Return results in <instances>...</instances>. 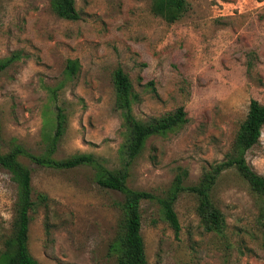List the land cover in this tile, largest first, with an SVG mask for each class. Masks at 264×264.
Masks as SVG:
<instances>
[{
    "label": "rangeland",
    "instance_id": "obj_1",
    "mask_svg": "<svg viewBox=\"0 0 264 264\" xmlns=\"http://www.w3.org/2000/svg\"><path fill=\"white\" fill-rule=\"evenodd\" d=\"M74 1L77 20L57 16L51 0H0V64L10 59L0 68V153L20 144L34 155L93 153L106 168L121 167L127 131L113 81L120 67L138 120L180 106L187 115L183 125L146 140L127 185L163 196L182 170L184 184L196 183L230 150L250 100L264 104V0H185L174 22L155 15L152 0ZM69 60L77 61L73 75ZM58 108L67 125L52 150ZM245 155L264 176V126ZM18 160L31 170L37 202L31 255L42 264H115L122 194L100 187L91 165L58 169L24 154ZM17 193L0 167V255ZM212 197L225 218L222 233L204 229L189 192L174 204L178 234L157 202H141L147 264H264V201L234 168L219 175Z\"/></svg>",
    "mask_w": 264,
    "mask_h": 264
},
{
    "label": "trees",
    "instance_id": "obj_2",
    "mask_svg": "<svg viewBox=\"0 0 264 264\" xmlns=\"http://www.w3.org/2000/svg\"><path fill=\"white\" fill-rule=\"evenodd\" d=\"M53 12L64 19L77 20L80 14L74 0H51ZM185 10V0H152V11L166 22L179 20ZM10 62L3 61L0 68ZM250 67V62L247 63ZM247 66V67H248ZM78 68L77 61L69 60L67 71L73 75ZM115 87V107L120 110L126 127V141L123 145L124 164L115 169L106 168L93 153H76L65 159H54L47 155H34L15 144L6 153H0V167L11 175L18 188L17 198L13 208L11 233L3 242L4 250L0 255V264H42L36 260L28 249V232L31 221L30 212L37 202L32 199L31 170L18 160L19 155H26L40 166L58 169H69L79 165H91L96 169V183L106 189L122 194L119 201L121 218L118 233L113 241L112 249L116 255L115 264H147L144 240L141 234V202L155 201L159 204L163 219L170 225L175 234L180 230L174 204L182 192H189L197 199L196 212L208 232L222 233L225 228V218L216 206L212 197V189L219 175L228 168H234L247 182L250 189L264 201V176L258 174L248 164L246 152L259 142L264 126V104L251 99L244 120L240 123L230 150L222 161L204 170L194 184H184L187 171L177 173L163 196L150 191L131 188L127 185L130 163L141 153L146 140L154 135H162L187 121L186 111L182 106L160 117L147 121L138 120L132 113L134 97L132 84L128 75L118 67L113 73ZM67 125L66 114L58 108L56 126L52 136V146L60 140ZM50 152V151H49ZM46 194L39 193L38 201L46 203Z\"/></svg>",
    "mask_w": 264,
    "mask_h": 264
}]
</instances>
